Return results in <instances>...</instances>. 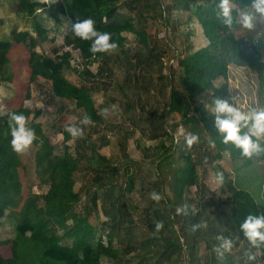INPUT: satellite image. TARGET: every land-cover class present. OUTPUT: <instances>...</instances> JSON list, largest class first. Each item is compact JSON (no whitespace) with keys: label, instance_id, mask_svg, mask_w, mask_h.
Segmentation results:
<instances>
[{"label":"crops","instance_id":"crops-1","mask_svg":"<svg viewBox=\"0 0 264 264\" xmlns=\"http://www.w3.org/2000/svg\"><path fill=\"white\" fill-rule=\"evenodd\" d=\"M218 3L118 0V19L129 26L121 32L123 41L114 42L118 47L91 59L76 48L68 52L63 74L79 94L59 97L50 80L39 76L30 82L32 70L29 74L21 107L29 121L41 124L45 137L56 139L58 157L72 161L77 196L72 213L86 220L95 236L109 238L116 257L107 264H263L261 250L251 246L232 214L240 190L235 177L242 169L218 149L195 113L206 92L193 101L184 96L187 117L172 104L173 92L186 94L178 89L180 61L210 44L197 11ZM68 47L65 38L42 50L58 60ZM85 118L88 124L82 123ZM70 126L83 135L73 137L66 130ZM179 132L200 140L188 149ZM181 176L187 184H180ZM151 192L160 194L159 202L150 199ZM184 206L188 214L177 215V207ZM157 222L163 223L160 231ZM198 223L206 227L194 231ZM220 235L234 243L222 259L213 251Z\"/></svg>","mask_w":264,"mask_h":264},{"label":"trees","instance_id":"trees-1","mask_svg":"<svg viewBox=\"0 0 264 264\" xmlns=\"http://www.w3.org/2000/svg\"><path fill=\"white\" fill-rule=\"evenodd\" d=\"M21 10L32 18V26L39 37H44L46 31L39 24L36 11L42 5L31 0H18ZM118 0H63L60 10L70 19L91 18L95 21L96 29L108 32L112 42H122L121 32L129 28L128 23L120 21L117 16ZM239 8L250 7L249 0H238ZM217 5L201 7L207 13L203 22L205 35L210 41L206 48H202L180 61L183 71L182 80L185 95L182 92H173V109L185 114L184 96L193 101L209 89L213 90V99L220 97L232 100L229 93L228 72L230 65L248 66L262 75L260 52L254 49L249 53L236 41L232 29L226 28L217 17ZM238 12L234 11L236 17ZM15 42H27L31 52L29 61L32 74L30 82L39 76L52 82L53 91L59 97L72 98L79 94V90L64 76L63 71L69 66V53H65L58 60L42 56L35 49V39L30 31L17 32L13 35ZM68 45L81 51L86 59H91L102 53L90 52L91 41H84L72 35L66 37ZM261 44V43H260ZM262 45V44H261ZM13 44L10 41L0 40V78L5 82H12L13 71L8 57ZM222 79L220 85L214 83ZM203 111V107H199ZM23 114L28 118V126L34 129L36 140L33 143L37 152L35 155L36 171L41 184L48 185L49 191L45 195L30 193L24 194L23 165L20 154L14 151L11 145V122L13 114ZM30 114L25 109L10 110L0 118V228L7 217L16 216V235L11 241L12 254L4 257L0 254V264H102L101 256L111 253L102 243L94 246V229L86 220L76 217L71 209L77 200L73 191L74 165L70 159L55 156L53 147L44 142L45 134L40 123L29 121ZM189 121L199 123L196 117H189ZM201 119L205 122L210 136L219 150L230 155L233 161L241 165L237 168L257 166L264 162V153L247 158L233 145H225L214 125V117L202 113ZM210 119L212 121H210ZM188 170L192 173L193 168ZM181 176L180 184H187ZM183 181V183H182ZM188 183H193L191 179ZM43 202V205H41ZM233 217L240 229V223L249 213L264 214V205L256 202L250 192L236 190L233 198ZM72 219L73 228L68 235L73 236L72 245H64L61 237L53 229V223L64 224ZM70 236V237H71ZM10 242V241H9ZM264 264V245L260 248Z\"/></svg>","mask_w":264,"mask_h":264},{"label":"rangeland","instance_id":"rangeland-1","mask_svg":"<svg viewBox=\"0 0 264 264\" xmlns=\"http://www.w3.org/2000/svg\"><path fill=\"white\" fill-rule=\"evenodd\" d=\"M33 2L41 3V7L36 11V17L39 24L46 31L44 37H39L35 29L32 26V18L28 17L20 8L18 0H0V40L10 41L13 46L9 51L8 57L10 59L11 70L13 71L12 82H5L0 78V118L10 110L23 109L22 105H25V95L28 92L30 83L28 81L31 68L29 65L31 52L27 42H15L13 40L14 33L30 31L32 37L35 39V51L45 56L46 54L42 49L48 50L51 44H57L58 40L65 41L66 37H70L71 34L68 31V26L65 25V21L69 17L63 14L60 10V5L63 0H31ZM238 0H233V12L242 11L243 8H239L237 4ZM201 18L202 25L207 13L201 9L197 11ZM255 28L252 30L242 29L239 24L232 29L236 36L237 43L249 53H252L256 48L260 52V63L262 65V75L252 70L248 66H236L230 65L228 72V84L229 93L232 98L239 96V102L247 110L251 107L264 108V19L257 18L255 21ZM204 28V27H203ZM67 43V42H66ZM262 45H261V44ZM43 52V53H42ZM70 73V72H68ZM184 74L180 70L178 76L179 90L183 89L184 86L182 80ZM222 79H219L214 84L220 85ZM207 92L211 93V96ZM206 92L204 103L200 104L203 107V111H195L191 108V112L195 111L197 116L200 117L203 112L206 111L205 105L210 103L213 99V90L209 89ZM185 93V92H184ZM11 94L14 99L8 101L7 98ZM209 118L214 116L208 112ZM210 121H212L210 119ZM44 142H49L50 146L55 150V156L58 157L56 139L45 137ZM37 152L36 146L33 144L30 149L23 153H19L23 165L26 167L23 172V185L24 194L29 195L30 193L45 195L49 191L48 185L41 184V181L36 171L35 155ZM242 162L238 163L237 166L241 165ZM235 185L237 188L246 190L253 195L256 202L260 205H264V162L257 164V166L246 167L239 171L235 177ZM43 205V202H41ZM73 207L71 209V212ZM53 223V229L61 237L64 245L71 246L74 239L73 236H69V231L73 228L72 219H68L64 224ZM16 216L7 217L3 220L0 228V254L4 257H10L12 254V243L11 241L16 235ZM10 241V242H9ZM94 246L102 243L106 248L110 246L109 238L106 235L94 236L92 241ZM111 253L104 254L101 256V263L107 264V258L115 260L113 251ZM123 260L122 258H118ZM126 260V259H124Z\"/></svg>","mask_w":264,"mask_h":264},{"label":"clouds","instance_id":"clouds-1","mask_svg":"<svg viewBox=\"0 0 264 264\" xmlns=\"http://www.w3.org/2000/svg\"><path fill=\"white\" fill-rule=\"evenodd\" d=\"M250 7L239 11L236 17L233 16V0H219L217 5V17L222 25L232 29L239 24L242 29L252 30L255 28L257 18L264 19V0H249ZM68 31L84 41H91L90 52L108 53L115 50L118 45L112 42V36L108 32H101L96 29L95 21L86 19H67L64 23ZM211 96L210 92H207ZM206 110L214 116V125L225 145H233L241 151L242 156L252 158L264 153V108L251 107L247 110L239 102V96L228 99L217 97L205 105ZM11 122V145L17 153H23L31 148L36 140L34 129L28 126V118L23 114L13 113L10 116ZM90 121L85 118L82 123ZM73 137L83 135V130L74 126L66 129ZM183 136L188 149L197 144L200 137L194 133L179 132L177 136ZM214 147V144H213ZM217 182H223V175H217ZM150 199L159 202L161 196L157 192H151ZM177 215H187V206L177 207ZM203 224H195L192 229L195 231ZM163 228L162 222L156 223V230ZM240 231L249 241L253 248L259 249L264 245V214L249 213L240 223ZM219 244L213 249L218 258H223L225 253H231L234 243L230 238L223 235L217 236ZM255 255H248L249 261H255Z\"/></svg>","mask_w":264,"mask_h":264},{"label":"built area","instance_id":"built-area-1","mask_svg":"<svg viewBox=\"0 0 264 264\" xmlns=\"http://www.w3.org/2000/svg\"><path fill=\"white\" fill-rule=\"evenodd\" d=\"M73 49H75V48H74V46H72V45H69V47L67 48V51H66V53H67V52H70V51H72Z\"/></svg>","mask_w":264,"mask_h":264}]
</instances>
